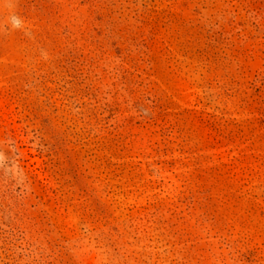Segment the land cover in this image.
I'll use <instances>...</instances> for the list:
<instances>
[{"label": "rangeland", "instance_id": "obj_1", "mask_svg": "<svg viewBox=\"0 0 264 264\" xmlns=\"http://www.w3.org/2000/svg\"><path fill=\"white\" fill-rule=\"evenodd\" d=\"M0 264H264V0H0Z\"/></svg>", "mask_w": 264, "mask_h": 264}, {"label": "clouds", "instance_id": "obj_2", "mask_svg": "<svg viewBox=\"0 0 264 264\" xmlns=\"http://www.w3.org/2000/svg\"><path fill=\"white\" fill-rule=\"evenodd\" d=\"M19 23H20L19 18L13 17V25L18 26Z\"/></svg>", "mask_w": 264, "mask_h": 264}]
</instances>
